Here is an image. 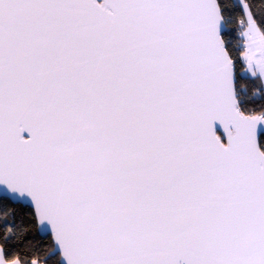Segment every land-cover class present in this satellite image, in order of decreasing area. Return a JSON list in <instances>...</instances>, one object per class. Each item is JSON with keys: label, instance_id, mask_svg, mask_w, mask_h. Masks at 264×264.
<instances>
[{"label": "snow or ice", "instance_id": "6c2138e0", "mask_svg": "<svg viewBox=\"0 0 264 264\" xmlns=\"http://www.w3.org/2000/svg\"><path fill=\"white\" fill-rule=\"evenodd\" d=\"M242 9L232 35L226 0H0V264H41L16 208L44 264H264V20Z\"/></svg>", "mask_w": 264, "mask_h": 264}, {"label": "trees", "instance_id": "16d2710c", "mask_svg": "<svg viewBox=\"0 0 264 264\" xmlns=\"http://www.w3.org/2000/svg\"><path fill=\"white\" fill-rule=\"evenodd\" d=\"M226 4L229 9L228 15L232 19V23L228 26L230 34L232 35H234V33H232L231 30L238 28L237 21L245 17L242 4H248L251 7L258 23L264 20V0H226ZM238 87L245 96L252 97L254 92L260 88V84L250 73L244 72V74L239 77ZM9 208H15V206L9 205ZM0 216H2V213H0ZM8 222L13 226L14 239L12 240V250L16 254L34 252L36 253L35 258L44 263L43 257L46 252H40L38 249L46 245L47 241L43 235H38L34 228L25 234L24 229L28 226L26 212L16 208L14 217L10 215L8 217ZM3 227L4 220L0 218V231H2Z\"/></svg>", "mask_w": 264, "mask_h": 264}, {"label": "water", "instance_id": "95a60500", "mask_svg": "<svg viewBox=\"0 0 264 264\" xmlns=\"http://www.w3.org/2000/svg\"><path fill=\"white\" fill-rule=\"evenodd\" d=\"M41 264H44L43 262H41Z\"/></svg>", "mask_w": 264, "mask_h": 264}]
</instances>
